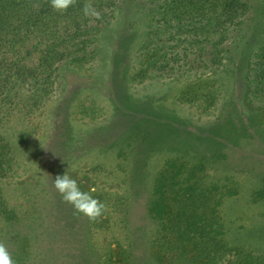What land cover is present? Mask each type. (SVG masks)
<instances>
[{
    "label": "rangeland",
    "instance_id": "rangeland-1",
    "mask_svg": "<svg viewBox=\"0 0 264 264\" xmlns=\"http://www.w3.org/2000/svg\"><path fill=\"white\" fill-rule=\"evenodd\" d=\"M112 1L87 2L99 20L83 7L54 18L79 45L66 35L49 82L41 74L13 89V101L0 95V242L11 254L22 248L23 264H159L150 239L188 188L200 212L215 208L225 244L264 264V101L251 80L261 0H251L245 34H256L244 62L210 71L189 67L179 41L153 56L157 20ZM46 43L30 35L9 53L33 64ZM64 171L107 206L97 222L54 188Z\"/></svg>",
    "mask_w": 264,
    "mask_h": 264
},
{
    "label": "trees",
    "instance_id": "trees-1",
    "mask_svg": "<svg viewBox=\"0 0 264 264\" xmlns=\"http://www.w3.org/2000/svg\"><path fill=\"white\" fill-rule=\"evenodd\" d=\"M88 1L76 0L75 5L58 12L51 6L50 0H0V90L3 91L0 95L4 103L15 99L10 94L13 89L27 86L28 83L37 84L36 77L41 74L47 75L44 81L51 80L50 73L56 69L55 60L64 51L57 49L59 42L69 35L66 43L72 41L74 45H79L74 34L69 32V27L63 30L66 34L61 38L59 29L52 25L53 20L75 14L73 11L84 7ZM112 2L125 11L122 0ZM137 6L144 15L149 16L150 22L157 20L154 38H149L152 45H156L153 56L164 49L165 46H159L160 42L179 41L187 44V53L184 50L183 58L191 68L195 62L208 71L222 68L229 62L243 63L244 57L248 56L251 37L256 34L251 36V31L245 34L246 24H253L251 0H130L128 11ZM178 8H182V12H178ZM261 12L258 28L262 38L251 54V80L256 93L264 101V0H261ZM73 19H77V16ZM30 35L35 38L40 35L47 42L42 55L33 64L24 61L20 50L19 54L18 51L12 53L13 56L9 53L15 45L21 47ZM86 41H80L79 51L85 50ZM40 44L39 39L35 41L32 50H38ZM194 44L201 45L198 60L189 57ZM167 48L172 46L169 44ZM166 54L164 57L167 59ZM182 191L186 194L188 188ZM184 194L174 195L178 201L176 206L169 205L168 216L150 239L153 258L159 264H222L229 260L230 264L257 262V258L251 254H243L238 247L229 248L225 244L221 222L214 207L207 203L206 209L211 208V211L200 212L198 203ZM227 253L232 254L227 256ZM11 255L18 260V264H23L21 262L26 259L22 248Z\"/></svg>",
    "mask_w": 264,
    "mask_h": 264
},
{
    "label": "clouds",
    "instance_id": "clouds-1",
    "mask_svg": "<svg viewBox=\"0 0 264 264\" xmlns=\"http://www.w3.org/2000/svg\"><path fill=\"white\" fill-rule=\"evenodd\" d=\"M50 4L56 11L64 12L75 5L76 0H50ZM83 13L86 17L101 19L100 11L91 3L84 5ZM53 186L60 193L62 200L73 206L75 213L83 214L92 222H97L107 211V206L99 199L94 198L89 191H82L78 181L67 171L55 175ZM0 264H15L11 253L3 242H0Z\"/></svg>",
    "mask_w": 264,
    "mask_h": 264
}]
</instances>
